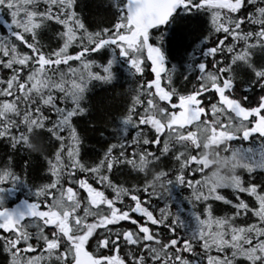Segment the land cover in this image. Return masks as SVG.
I'll return each instance as SVG.
<instances>
[{
	"label": "snow or ice",
	"instance_id": "6c2138e0",
	"mask_svg": "<svg viewBox=\"0 0 264 264\" xmlns=\"http://www.w3.org/2000/svg\"><path fill=\"white\" fill-rule=\"evenodd\" d=\"M101 7L0 0V264H264V0Z\"/></svg>",
	"mask_w": 264,
	"mask_h": 264
},
{
	"label": "trees",
	"instance_id": "16d2710c",
	"mask_svg": "<svg viewBox=\"0 0 264 264\" xmlns=\"http://www.w3.org/2000/svg\"><path fill=\"white\" fill-rule=\"evenodd\" d=\"M102 0H80L83 11L90 19L94 16H98L103 12L101 7ZM206 20V18H201ZM207 25L204 24H178L174 26L175 35L169 32L166 38V47L169 50V60L172 63H176L180 60L185 50H190L193 43L197 42V38L200 36L201 32L206 29ZM52 43L55 44V38H52ZM120 73L121 80L114 87L101 88L97 87L90 94V103L93 107V116L102 118L103 113L107 111H119L124 103L122 98H117L116 93L123 91L126 87L125 83V73L122 68L118 69ZM92 143H95V139H92ZM31 179L39 182L38 172L33 171L31 174ZM18 198H23V193L18 194ZM14 201H10V204ZM218 214H223L218 212Z\"/></svg>",
	"mask_w": 264,
	"mask_h": 264
}]
</instances>
